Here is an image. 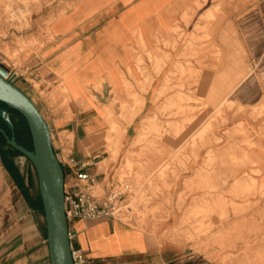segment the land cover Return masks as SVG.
Instances as JSON below:
<instances>
[{
	"label": "crops",
	"instance_id": "crops-1",
	"mask_svg": "<svg viewBox=\"0 0 264 264\" xmlns=\"http://www.w3.org/2000/svg\"><path fill=\"white\" fill-rule=\"evenodd\" d=\"M152 1L77 0L51 24V45L40 55L24 57L26 84L14 82L35 101L49 123L60 159L71 155L89 160L92 165L85 171L96 173L104 186L107 172L101 165L103 152L93 146L107 131L101 112L109 104L103 98L106 82L99 84L97 80L107 77L104 71L108 67L120 66L123 61L127 64L132 58L129 41L135 29L153 23L160 26L158 32L165 41H173V33L169 39L166 33L173 30L176 12L187 8L189 2L158 0L157 6H152ZM238 17V56L245 62L247 59L252 70L235 87V100L243 112L240 110L236 120L229 118L227 129L221 132V183H215L206 168L207 161L193 163L190 175L176 184L168 223L158 226L156 231L135 228L109 216L76 220L72 223L76 232L72 243L98 264H262L264 0L244 7ZM241 70L242 65L240 73ZM66 75L71 76L66 79L69 91L65 97L69 104L62 107L57 103L54 109L51 97H43L33 81L51 94L46 83L62 80ZM65 133L73 137L69 147L55 142L56 134L61 138ZM249 141L253 145L246 144ZM235 155L237 162H232ZM22 158L26 157L8 147L0 150V264H51L37 173ZM65 170L70 173L67 166ZM67 180L72 183L73 175L69 174ZM187 182L191 187L221 184L227 190L225 195L232 207L229 217L233 221L220 231L221 242H213V236L212 241L208 237L200 243H186L176 237L182 219L178 199ZM193 194L189 191L191 199Z\"/></svg>",
	"mask_w": 264,
	"mask_h": 264
},
{
	"label": "rangeland",
	"instance_id": "rangeland-1",
	"mask_svg": "<svg viewBox=\"0 0 264 264\" xmlns=\"http://www.w3.org/2000/svg\"><path fill=\"white\" fill-rule=\"evenodd\" d=\"M76 1L0 0V64L13 73V82L26 84L24 57L40 55L51 45V24ZM254 1L189 0L187 8L176 12L172 32L166 33V39L173 33V41H165L158 32L160 26L153 23L135 29L129 41L132 58L127 64L123 61L120 66L108 67L104 71L107 77L97 80L99 84L106 82L103 98L109 104L101 112L107 131L93 146L103 152L100 160L107 172L101 191L121 192L116 215L125 224L150 231L167 224L176 184L190 175L193 163L207 161L206 168L215 183H221V132L227 129L229 118L236 120L240 110L243 112L235 100V87L252 70L248 60L238 56V16ZM152 3L157 6L158 0ZM66 77L46 83L51 94L33 81L43 97H51L54 109L57 103L62 107L69 104L65 93L69 91L66 79L71 76ZM159 90L163 92L157 99ZM134 98L146 101L141 111L140 101ZM0 109L8 111L6 118L14 122L19 143L31 148L24 117L1 103ZM150 117L157 119L160 135L152 133L138 142L142 126ZM0 127L11 134L1 116ZM52 140L54 144L53 135ZM72 140L67 133L55 137V142L61 141L67 147ZM246 144L253 145L250 141ZM6 147L12 149L0 134V150ZM232 162H237L236 155ZM183 188L178 199L182 219L176 237L186 243H200L208 237L212 241L213 236V242H221L220 231L233 221L229 217L232 207L225 195L227 190L221 184L191 187L188 182ZM261 224L264 227V218ZM261 258L264 264V251Z\"/></svg>",
	"mask_w": 264,
	"mask_h": 264
},
{
	"label": "water",
	"instance_id": "water-1",
	"mask_svg": "<svg viewBox=\"0 0 264 264\" xmlns=\"http://www.w3.org/2000/svg\"><path fill=\"white\" fill-rule=\"evenodd\" d=\"M8 70L0 64V103L19 112L27 122L32 139V149L19 143L15 124L0 109L11 134L0 128L6 144L20 152L34 166L39 193L43 203L47 246L51 264H74L69 238V222L65 212V168L55 151L51 128L40 108L20 87L8 79Z\"/></svg>",
	"mask_w": 264,
	"mask_h": 264
},
{
	"label": "built area",
	"instance_id": "built-area-1",
	"mask_svg": "<svg viewBox=\"0 0 264 264\" xmlns=\"http://www.w3.org/2000/svg\"><path fill=\"white\" fill-rule=\"evenodd\" d=\"M13 73L8 74V79L12 80ZM59 160L64 168L67 166L70 173L65 170V212L69 222V238L71 241V253L74 264H98L95 260L89 258L87 254L79 248H76L72 241L76 232L72 229V223L76 220H95L102 217H115L119 211L117 206V197L120 191L107 193L103 184L96 173H90L85 169L91 166L89 160H78L69 155L67 159ZM72 174L74 180L69 183L67 177Z\"/></svg>",
	"mask_w": 264,
	"mask_h": 264
},
{
	"label": "bare ground",
	"instance_id": "bare-ground-1",
	"mask_svg": "<svg viewBox=\"0 0 264 264\" xmlns=\"http://www.w3.org/2000/svg\"><path fill=\"white\" fill-rule=\"evenodd\" d=\"M192 45V44H191ZM190 48V47H189ZM160 68V67H159ZM159 68L157 69V72L158 73H160V70H159ZM170 76V75H169ZM170 78V77H169ZM162 92H163V90H159L158 91V95H157V99L158 98H160V96H161V94H162ZM134 99H138V98H134ZM139 100V99H138ZM140 101V104L142 105L141 107H140V109H139V111H141L143 108H144V106H145V103H146V101H141V100H139ZM172 103V102H171ZM109 113V112H108ZM175 114H177V113H175ZM173 116H174V114H173ZM134 118H135V116L134 117H132V119H131V121H133L134 120ZM155 118V117H154ZM149 118V122L147 123V125H143L142 126V133L138 136V138H137V141L139 142V141H142V140H144V137L145 136H148V135H150V134H152V133H154V134H157V135H160V128H159V124H158V122H157V119L155 118ZM186 135V134H185Z\"/></svg>",
	"mask_w": 264,
	"mask_h": 264
},
{
	"label": "trees",
	"instance_id": "trees-1",
	"mask_svg": "<svg viewBox=\"0 0 264 264\" xmlns=\"http://www.w3.org/2000/svg\"><path fill=\"white\" fill-rule=\"evenodd\" d=\"M2 104V103H1ZM30 148V147H29ZM30 149H32V147L30 148ZM18 154H20V155H22L20 152H18V151H16Z\"/></svg>",
	"mask_w": 264,
	"mask_h": 264
},
{
	"label": "flooded vegetation",
	"instance_id": "flooded-vegetation-1",
	"mask_svg": "<svg viewBox=\"0 0 264 264\" xmlns=\"http://www.w3.org/2000/svg\"><path fill=\"white\" fill-rule=\"evenodd\" d=\"M1 128V127H0ZM3 129H5V128H3ZM5 131H6V129H5ZM7 132V131H6ZM0 134H2V133H0ZM8 134V133H7ZM3 135V134H2Z\"/></svg>",
	"mask_w": 264,
	"mask_h": 264
}]
</instances>
